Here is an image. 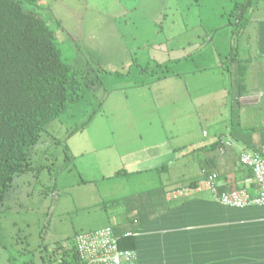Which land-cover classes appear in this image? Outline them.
Returning a JSON list of instances; mask_svg holds the SVG:
<instances>
[{
  "label": "rangeland",
  "instance_id": "obj_1",
  "mask_svg": "<svg viewBox=\"0 0 264 264\" xmlns=\"http://www.w3.org/2000/svg\"><path fill=\"white\" fill-rule=\"evenodd\" d=\"M244 1L249 21L234 26V3ZM25 5L46 21L86 93L45 124L30 167L4 191L0 264H59L78 234L150 228L147 203L197 174L200 147L228 131L264 137V0ZM239 83L260 102L234 101ZM162 144L176 148L165 169L127 164Z\"/></svg>",
  "mask_w": 264,
  "mask_h": 264
},
{
  "label": "trees",
  "instance_id": "obj_2",
  "mask_svg": "<svg viewBox=\"0 0 264 264\" xmlns=\"http://www.w3.org/2000/svg\"><path fill=\"white\" fill-rule=\"evenodd\" d=\"M36 1L0 0V201L14 175L30 167L27 162L29 149L45 124L81 101L86 93L75 71L62 60L46 21L36 10L25 5ZM246 7L245 1L238 7L234 3L237 11L234 26L247 25ZM261 24L264 31V22ZM262 35L260 39L263 41ZM245 69L238 66V70H242L241 73L238 71L241 81L244 80ZM244 88L238 84V90ZM205 168L209 170L210 164ZM193 184L195 182L189 185ZM165 192L158 196L156 219H162L161 227L148 230L154 225L151 226V211L147 209L146 218L142 221L151 227L124 232L118 238L119 247L136 251L137 264H166L165 216L167 211L172 212L173 207L164 200ZM153 207L155 211L158 206ZM72 241L71 246L59 249V264H80Z\"/></svg>",
  "mask_w": 264,
  "mask_h": 264
},
{
  "label": "crops",
  "instance_id": "obj_3",
  "mask_svg": "<svg viewBox=\"0 0 264 264\" xmlns=\"http://www.w3.org/2000/svg\"><path fill=\"white\" fill-rule=\"evenodd\" d=\"M163 76L165 77L163 80L168 78L166 75ZM157 79L159 82L162 81L158 77ZM258 96L249 89H237L234 101L260 102ZM229 137L232 139L231 145L220 153L218 147L221 141ZM235 137L237 139H234ZM175 149L165 144L153 145L146 153L142 152L126 162L139 170H155L174 161ZM200 149L203 155L198 160L197 174L192 179L183 177L185 181H182V185L173 188L187 186L190 182L196 183L201 178L202 169L216 173L214 188L201 190L186 198L170 201L164 198L168 206L173 207L172 212L167 211L165 216L166 264H264L263 208L223 206L215 199V193L237 188H246L251 195L255 193L250 170L239 163V155L244 151L256 150L264 156V137L253 132L235 134L228 131V134L219 136ZM208 164L209 170L205 168ZM163 169L165 167L161 170ZM167 190L170 189H162L161 192ZM152 198L150 204H147L151 211L149 220L153 221L151 226L154 227L148 230L159 228L160 222L162 223V219H156L158 197ZM152 205L153 208L158 206L155 211L151 208Z\"/></svg>",
  "mask_w": 264,
  "mask_h": 264
},
{
  "label": "built area",
  "instance_id": "obj_4",
  "mask_svg": "<svg viewBox=\"0 0 264 264\" xmlns=\"http://www.w3.org/2000/svg\"><path fill=\"white\" fill-rule=\"evenodd\" d=\"M231 145V140H222L218 151L223 153ZM239 163L250 169L255 193L251 195L246 188L224 190L215 193L216 201L234 208L259 206L264 210V156L256 151H244L239 155ZM201 178L193 185L167 190V201L193 196L201 190L214 188L215 172L201 170ZM264 222V216L262 218ZM118 236L110 227L81 233L75 236V250L80 264H137V253L133 249L121 248Z\"/></svg>",
  "mask_w": 264,
  "mask_h": 264
}]
</instances>
